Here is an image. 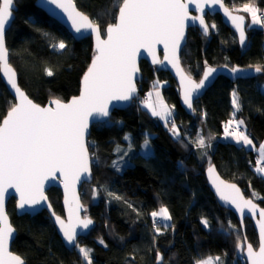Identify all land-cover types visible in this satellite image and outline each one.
<instances>
[{
  "label": "trees",
  "instance_id": "obj_1",
  "mask_svg": "<svg viewBox=\"0 0 264 264\" xmlns=\"http://www.w3.org/2000/svg\"><path fill=\"white\" fill-rule=\"evenodd\" d=\"M14 1L17 10L6 33V46L19 85L41 105L53 98L68 100L77 95L81 76L94 54L91 37L75 40L37 7L36 0ZM74 1L99 24L102 35L115 22L122 2ZM223 1L234 11L248 3L264 8V0ZM205 18L217 30L210 27L205 36L198 28H189L180 54L181 64L191 77L198 80L207 64L259 66L263 72L235 82L219 76L194 101L193 112L189 114L179 104L178 87L169 72L144 60L140 62L142 76L138 87L142 91L158 89L174 112L165 124L143 108L141 97H137L127 108L114 110L108 121L91 125L88 148L93 180L81 186V202L95 223L87 236L78 239V244L91 249L92 264H155L158 252L164 258L162 264H195L211 255L219 256L224 264H246L238 256L242 251L236 247L238 237L244 244L238 220L217 203L203 171L214 163L225 179L237 183L246 196L264 207V174L256 172L259 165L248 164L264 142V28L247 25L248 43L240 47L234 32L223 24L219 14H207ZM60 41L64 42V49L54 47ZM49 70L52 76L47 75ZM233 91L238 95L239 111L232 104ZM14 103L0 78V123ZM172 120L180 130L179 137L169 131ZM230 120L244 121L242 131L253 145L236 143L229 137L231 141L224 139L225 124ZM195 127L205 139L204 148H195L188 138L187 133ZM126 134L129 141L125 140ZM145 139L153 149L149 156L139 152ZM117 146L134 149L130 157L133 164L122 170L113 166L119 157ZM191 154L197 158L196 164L190 161ZM93 185L99 188L96 201L92 198ZM108 192L122 199H114ZM47 193L54 211L62 214L60 190L51 188ZM161 206L168 209L172 219L169 225L159 226L161 232L156 234L152 231L151 213ZM7 210L17 230L11 249L27 264H86L75 248L69 250L63 245L45 211L34 216H17L13 199ZM204 219L208 221L207 227L202 223ZM229 221L235 225L234 229L229 228ZM244 225L245 236L257 245V235L248 218ZM100 237L104 244L97 240Z\"/></svg>",
  "mask_w": 264,
  "mask_h": 264
},
{
  "label": "snow or ice",
  "instance_id": "obj_2",
  "mask_svg": "<svg viewBox=\"0 0 264 264\" xmlns=\"http://www.w3.org/2000/svg\"><path fill=\"white\" fill-rule=\"evenodd\" d=\"M48 3L62 10L71 27L77 33L82 30H91L96 36L95 56L82 78V87L79 96H74L67 103L60 99L50 101V105L42 107L34 103L21 90L17 84L16 72L12 69L8 61V49L5 46L6 25L13 15L14 0H0V71L7 78V83L15 92L18 103L14 104L7 112L6 117L0 123V264H25L19 256L8 250V241L14 229L8 221L4 211L5 193L8 188H15L20 195L18 207L25 205H36L42 200H47L43 192V182L49 176L59 172L64 176L65 192L69 188L73 190V199L76 207H69L70 223L65 224L60 216L55 212V222L60 226L65 240L79 248L87 264H92L90 257L91 249L80 247L76 244V224L71 223L73 213H78L81 205L79 198L75 195V184L81 179L82 174L90 173L89 152L85 142L86 132L89 127L90 117H108L109 102L112 100H129L136 91L133 82L134 74L139 70L136 65V57L141 49H144L153 56V63H163L157 59L155 50L157 45H163L165 50L164 59L167 60L180 75L183 88V102L189 109L193 108V93L205 85V81L216 71L212 67H207L203 73V78L196 83L190 76L184 74L180 67L178 51L181 41L184 39V30L189 20L198 21L203 33L208 34L209 28H215V24L209 25L204 19V9L219 5L224 10L226 16L235 25L239 32L241 45L245 43L244 17L233 15L225 7L223 0H122L119 5L117 22L109 24L106 28L107 39H101L100 26L77 10L73 0H48ZM194 3L196 10L201 13L199 16L189 15V4ZM244 12L251 15L252 24L264 28V14L258 15L260 11L254 4L243 5ZM59 49H64L65 44L60 41L54 45ZM207 63V62H205ZM233 68L232 72H239ZM256 72H261V67L255 68ZM48 76H52V71H47ZM159 84V81L156 82ZM156 85L154 84V88ZM151 97L152 93L148 94ZM159 100L158 106H153L145 102L153 116L165 120L166 124L172 116V111L160 99V92L156 91ZM232 104L239 111V99L235 91L232 93ZM233 121L225 125V135L231 136L237 143L253 145V141L240 130L244 124L243 120L236 121V127L229 131ZM169 131L173 136L179 137L180 130L174 120L171 121ZM127 140L128 137H125ZM197 147L206 146L203 136H199L195 141ZM145 147L149 141L145 139ZM208 147L211 145L208 144ZM118 152L122 150L117 146ZM126 155V153H124ZM260 160H264V144L259 146ZM123 159V156H121ZM260 161H257L259 165ZM114 167L119 166V161L113 162ZM214 169L209 168L210 175ZM256 172L264 174V167H257ZM218 177L213 179L217 193L226 203L235 206L241 216V227L245 209L252 216L257 212L259 220V247L254 250L251 243H247V259L251 264H264V208L258 210V206L252 200H245L240 196L239 189L234 184H224ZM108 195L120 200L122 197L112 192ZM255 195V194H254ZM65 203L69 201L65 199ZM51 208V205H48ZM131 207V205H129ZM151 216L167 221L172 217L166 207L161 206L159 211H153ZM93 221L88 218L79 219L77 224L85 229ZM205 227L208 226L206 219L202 220ZM229 228L235 225L229 221ZM223 227V226H222ZM157 233L160 228L155 229ZM245 242L247 238H244ZM101 244L104 241L100 240ZM236 247L244 250V244L237 238ZM164 258L157 253V261ZM196 264H224L223 260L217 256L196 261Z\"/></svg>",
  "mask_w": 264,
  "mask_h": 264
},
{
  "label": "water",
  "instance_id": "obj_3",
  "mask_svg": "<svg viewBox=\"0 0 264 264\" xmlns=\"http://www.w3.org/2000/svg\"><path fill=\"white\" fill-rule=\"evenodd\" d=\"M183 2L187 3L188 0H183ZM73 3L76 5L74 0H73ZM223 4L225 5V7H227L232 12L233 15H239V16H243L244 17L243 25H244L245 37H246L245 43L243 45H241L240 39H239V32L237 31L235 25L232 23V21L229 19V17L225 15L224 10L219 7V5H215V6L211 7V8H209L207 5L205 6L204 13H203L205 22L207 23V20L205 18V16L207 14L208 15L219 14L223 24L225 26L229 27L234 32V34H235V36L237 38L239 46L240 47L246 46V44L248 43V34H247V31H246L247 16L244 13L232 10L228 5L225 4L224 1H223ZM36 5L42 11H44L48 16L52 17L59 24H61L70 33V35L75 40H81V39L86 38V37H91L94 54H93V56H92V58H91V60H90V62L88 64V67H89L91 65V62H92L95 54H96L95 53V48H96V36H95V33L91 32V30H82L80 33H77L75 31V29H73L71 27V22L68 20L67 15L62 10H60V9L56 8L54 5H51L50 3H48V0H36ZM76 8H77V10L81 11L77 7V5H76ZM16 10H17V5H16V3L14 1V5H13V9H12L13 15L10 18L9 23L6 25L5 46H6V33L9 30V28L11 27V25H12V22H13L14 17H15V11ZM81 12H83V11H81ZM118 13H119V8H118V12H117V15H116V20H115L114 23L117 22ZM84 14L87 15L86 13H84ZM189 15L190 16H199V15H201V13L196 10V7H195L194 3H190L189 4ZM89 18L91 19L90 16H89ZM191 27L198 28L199 31L202 34H204L203 30H202V27L200 26L198 21L193 22V21L189 20L187 22V26L185 27V30H184V39L181 41L180 48H179V51H178L179 59H180L181 50L186 44L188 29L191 28ZM106 28H105V34L104 35L101 34V39L102 40H106L107 39ZM6 48H7V46H6ZM8 53H9V50H8ZM155 54H156L157 59L160 60V61H163V63H153V56L151 54H149L147 51H145L144 49H141L140 53L137 55V57H136V65H137V68L139 70L134 74V77H133V82L135 84L136 91L132 94V97L129 100H112V101L109 102V105H108V107H109V116L108 117H90L89 118V127H88V130L86 132V136H85V142H86L87 148H88V137H89V134H90L91 125L93 123L108 121L110 119V116H111V114H112V112L114 110H122V109L127 108L132 103V101L139 96L140 89L138 87V82L140 81L141 76H142V73H141V70H140V62L142 60L148 62L151 65H154L155 67H157L159 69H162L163 71L169 72V74L174 78V80H175V82L177 84V87H178V96H179V104H180V106L184 109L185 112H187L189 114H191L193 112V108L189 109L187 107V105L183 102V88H182V85H181L180 75L177 74V69L174 68L172 66V64H170L167 60L164 59L165 50H164L163 45H157L156 46ZM8 61H9V64L11 65L12 69L16 72V80H17L18 86L27 95L25 90L19 85L18 74H17L16 69L14 68V66L10 62V55H8ZM88 67L86 68V70L84 71V73L81 76L79 93L77 95H74V96H79L80 95V91H81V87H82V78H83V75L85 74V72L87 71ZM180 67L184 70V74L186 76H190L186 72L184 67L182 66L181 61H180ZM207 67H212V68L216 69V71L212 74V76L209 77V79L207 81H205V85H204L203 88H201V89H199V90H197L196 92L193 93V104H194L195 100L199 99L205 93V91L209 87H211V85L216 81V79L219 76H224V77L228 78L230 81L235 82L237 79H240V78L241 79H245V78L256 77V76L262 74V72H263V71L256 72L255 71V68H256L255 66H241V65L229 66V65H226V64L215 66V65L207 64V65H204L202 73H201V76L199 77V79L197 80V79H195V78L190 76L192 78V80L195 81L196 83H199V81L203 78V73H204V71L206 70ZM233 68H237L240 71L234 73V72H232ZM0 78L3 81V83L5 84L7 90L9 91V93L14 98V100H15L14 104L18 103V100L15 97V92L11 88V86L7 83V78L4 77L2 71H0ZM74 96H71L68 100H61V99L60 100L62 102H64V103H67ZM29 99H31L34 103L39 104V103L35 102L31 97H29ZM54 99H58V98L50 99L45 105H41V104H39V105H41L42 107H47V106L54 107V105H50V101H52ZM7 112H6L5 116L3 117V119L6 117ZM3 119H2V121H3ZM2 121H1V123H2ZM88 152H89V148H88ZM89 167H90V173L82 174L81 179L79 181H77L76 184H75V195L79 198V204L81 205V207L79 208L78 213L74 212L72 217H71V223L76 224V233H77L76 244H77L78 239L80 237L87 236L90 233V230L92 229V227L94 226V219L92 217H90L89 214H87V212H86L87 211V207L81 202V186L84 183H91L92 180H93L91 154H90V152H89ZM209 168H213L214 169V172L211 175L209 173ZM203 173H204V177H205V180H206V184H207L208 188L210 189L211 193L213 194V196L215 197L217 203L221 207H223V208L229 210L230 212H232V214L238 220V223H239L240 227H241V216H240V213L237 211V209L235 208L234 205L226 203L224 200H222L220 198V195L217 193V190H216V185L213 183V179L215 177H218L219 181H223L224 184H234V185H236V187L239 189L240 196H242L245 200H249V199L252 200V202L255 203L258 206V210L260 208H264V207H261L251 197L246 196L244 194L243 189L237 183L225 179L219 173V171L217 170V168H216L214 163H210L209 165H207L205 167ZM219 181H217V183ZM51 188H57L61 192V205H62V208H63L62 209L63 210L62 214L56 213L54 211V209H53V206L51 205V203L49 201V197H48V193L47 192ZM43 192H44V195L47 197V200H42L39 204L32 205V206L25 205V207L23 209L18 207L19 200H20V195H19L18 192H16L15 188H8L7 192L5 193L4 211H5V213H6L7 217H8L9 223L11 224L12 228L14 229L13 234L11 235V237L9 238V241H8V250L10 252H12L14 255H19V254H17L15 251H13L11 249L12 242L14 241V239L16 237V234H17V230L13 226V224L11 223V218H10V215L8 213V210H7L8 203H9V201L11 199L14 200V210H15V213H16L17 216H22L24 214H29L31 216H34L36 214H39V213L45 211L47 213L48 217L51 219L52 224L54 225V228L56 230V233L59 236V238L61 239L63 245L69 250H71L72 248L75 247V245L69 244L65 240V238L63 236V233L60 230V226L58 224H56L55 217L52 215V213L55 212V214L57 216L61 217V219L65 222V224L70 223V220H69V207H72V208L76 207V203H75V201L73 199V190H72V188L70 187L68 192H67V194H66V192H65V184H64V176L61 175L59 172H57L53 176H49L47 179L44 180V182H43ZM66 195H67V199L69 201L68 204L65 203ZM49 204L51 205V208L48 207ZM77 217H79V219H81V220L84 219V218L91 219L93 221V223L91 225H89V227L87 229H85V228H83V227H81V226H79L77 224ZM246 218H248L251 221V223H252V225L254 227L255 233L257 235V245H253L248 239L246 240V242L244 240V238L246 237L245 236L244 220ZM258 220H259L258 212H257L256 216H252V215H250L248 213L247 209H245V215H244V218H243V227H241V231H242V234H243V241H244V250L242 251V257H243L244 261L246 262V264H251V262L247 259V252H246L247 243H251L253 245L254 250L258 251V247H259V225L257 223ZM21 258L25 261V264H27L26 260L23 257H21ZM163 260L158 262L157 261V256H156L155 264H162Z\"/></svg>",
  "mask_w": 264,
  "mask_h": 264
},
{
  "label": "rangeland",
  "instance_id": "obj_4",
  "mask_svg": "<svg viewBox=\"0 0 264 264\" xmlns=\"http://www.w3.org/2000/svg\"><path fill=\"white\" fill-rule=\"evenodd\" d=\"M248 4H252V3H248ZM256 6V5H255ZM257 7V6H256ZM258 8V7H257ZM243 6L242 7H239V8H237V11L238 12H241V13H244L246 16H247V25H248V27H259V25H253L252 24V18H251V15L249 14V13H247V12H244L243 10ZM260 11L258 12V15H262V14H264V8L263 9H261V8H258ZM212 24H214L213 22L211 23V25ZM217 30V28L215 27L214 29L212 28V31H216ZM263 44H262V46L264 47V37H263ZM161 84H163V83H161ZM140 89V88H139ZM158 89H155V90H151V89H144L143 91L140 89V92H139V96L138 97H141V101H140V104H141V106L143 107V108H145V109H147L148 111H149V113L150 114H152L151 113V111H150V109L148 108V107H146L145 106V102H147V103H149V104H151V105H153V106H158L159 105V100H158V98H157V96H156V91H157ZM159 91V90H158ZM149 93H152V95H151V97H149ZM233 93V92H232ZM161 94V93H160ZM160 99H162V95H161V98ZM163 100V99H162ZM163 102H164V104H166L167 106H168V108L172 111V116H173V112H174V110H173V108L170 106V105H168L164 100H163ZM240 105V104H239ZM233 107H234V105H233ZM234 110H236V108L234 107ZM172 116L169 118V120H171L172 119ZM159 118V120L161 121V122H164L165 124H166V122H165V120H162L160 117H158ZM236 121H240V120H233V124L230 126V127H232V129L229 127V131H230V129H231V131L236 127V124H235V122ZM228 123V122H227ZM226 123V124H227ZM225 124V125H226ZM242 126V125H241ZM241 126H240V130L242 131V128H241ZM146 134L148 135L149 133H147L146 132ZM188 134V138L190 139V141L192 142V144L194 145V147L195 148H199V147H197V145H196V143H195V141L197 140V138L199 137V136H201L200 135V131H199V128L197 129L196 127L195 128H192V130L189 132V133H187ZM246 134V133H245ZM247 135V134H246ZM125 137H128V139H127V141H129L130 140V136L128 135V134H126L125 135ZM223 137H224V139H227V140H229V139H231V140H233V142H236L231 136H226L225 135V132H224V135H223ZM228 137H229V139H228ZM126 140V139H125ZM231 140H229V141H231ZM237 143V142H236ZM261 144H264V142L263 143H261ZM119 148L122 150L123 149V147H121V146H119ZM116 149H117V147H116ZM256 152H257V154H258V157H259V159H260V155H259V148L257 149V150H255ZM139 152L142 154V155H144V156H149V155H151L152 153H153V149H152V147H151V145H150V143H149V145L147 146V147H145V145H144V142H143V144L141 145V147H140V149H139ZM202 152V151H201ZM116 153L117 154H119V157L116 159V161H119V166H118V168L120 169V170H122V169H124L127 165H130V164H133V161H132V159H130V157L131 156H133L134 154V149H133V146H131L130 148H128L127 149V146L125 147V149H123V151L122 152H118L117 150H116ZM124 153H126V155H124ZM204 155V154H203ZM121 156H123V159H121ZM190 161L192 162V163H194V164H196V160H197V158L193 155V154H191L190 155ZM92 198H93V200L94 201H96L97 199H98V193H99V188L96 186V185H93L92 187ZM165 207V206H164ZM160 209V208H159ZM159 211V210H158ZM87 212V211H86ZM170 214V213H169ZM155 221H157L156 219H155ZM161 221V222H160ZM170 222H171V220H167V221H165V220H163V219H161V218H159V221H157V223H155V224H153L154 226H152V231L154 232V233H156L157 234V232H156V228L158 227V228H160L159 226H161L162 224L163 225H165V226H167V225H169L170 224ZM95 223V222H94ZM160 232H161V229H160ZM159 232V233H160ZM97 240L100 242V240H101V237L100 238H97ZM80 247H85V246H83V245H80V244H78ZM75 249H76V251L81 255V253L79 252V248L78 247H74ZM82 256V255H81ZM239 258H241L242 260H244L243 259V257H242V253H240L239 255ZM208 257H213V258H215V257H217V256H213V255H211V256H207V257H205V258H202V259H206V258H208ZM82 258H83V256H82ZM202 259H199V260H202ZM83 262L84 263H86L87 264V261H85L84 260V258H83ZM195 264H196V262H195Z\"/></svg>",
  "mask_w": 264,
  "mask_h": 264
},
{
  "label": "built area",
  "instance_id": "obj_5",
  "mask_svg": "<svg viewBox=\"0 0 264 264\" xmlns=\"http://www.w3.org/2000/svg\"><path fill=\"white\" fill-rule=\"evenodd\" d=\"M258 160L260 161L259 166L260 167H264V160H260L257 153H255V156H254L253 159H251V160L248 161V164L251 165V166L258 165L257 164V161ZM157 221H159V220H157ZM157 221H155V223H157ZM155 223H153V224H155Z\"/></svg>",
  "mask_w": 264,
  "mask_h": 264
},
{
  "label": "crops",
  "instance_id": "obj_6",
  "mask_svg": "<svg viewBox=\"0 0 264 264\" xmlns=\"http://www.w3.org/2000/svg\"><path fill=\"white\" fill-rule=\"evenodd\" d=\"M160 98H161V94H160ZM257 153V152H256Z\"/></svg>",
  "mask_w": 264,
  "mask_h": 264
},
{
  "label": "flooded vegetation",
  "instance_id": "obj_7",
  "mask_svg": "<svg viewBox=\"0 0 264 264\" xmlns=\"http://www.w3.org/2000/svg\"><path fill=\"white\" fill-rule=\"evenodd\" d=\"M77 244H78V241H77Z\"/></svg>",
  "mask_w": 264,
  "mask_h": 264
},
{
  "label": "bare ground",
  "instance_id": "obj_8",
  "mask_svg": "<svg viewBox=\"0 0 264 264\" xmlns=\"http://www.w3.org/2000/svg\"><path fill=\"white\" fill-rule=\"evenodd\" d=\"M93 228V227H92ZM91 231V230H90Z\"/></svg>",
  "mask_w": 264,
  "mask_h": 264
}]
</instances>
